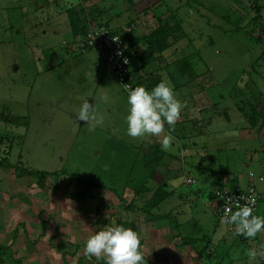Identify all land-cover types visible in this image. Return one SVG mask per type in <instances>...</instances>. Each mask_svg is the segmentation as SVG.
Here are the masks:
<instances>
[{
    "label": "rangeland",
    "instance_id": "obj_1",
    "mask_svg": "<svg viewBox=\"0 0 264 264\" xmlns=\"http://www.w3.org/2000/svg\"><path fill=\"white\" fill-rule=\"evenodd\" d=\"M156 1L149 0L147 7H153ZM253 1L162 0L172 20L161 21L175 31L167 41L168 49L157 55V69L152 66V73L171 77L183 68L186 72V60L195 54L200 69L212 70V77L217 80V84L207 83L205 87L214 94L212 98L218 102L217 110L221 113L228 97H233L231 88H246L247 75L243 76L242 71H248V64L256 63L254 69L264 72V43L257 40L264 24V0L257 1L260 9L254 24ZM73 2L0 0V245L8 247L12 254L3 251L0 264H19L15 260L21 264H76L78 259L80 264H94L84 252L85 242L93 232L108 227L99 223L97 215L103 216L105 224L109 215L125 220L127 205L140 207L155 192L153 189L150 194L140 193L149 184L145 170H151L144 162L141 166L137 159L147 136L140 139L126 134L127 95L106 71L97 52L75 53L69 49L72 39L67 30L71 28L67 27L72 20L65 9ZM82 2L80 12L75 11L77 21L80 14L92 19L106 15L102 20L109 21L108 17L123 4L137 18H143L147 12L136 9L135 4L129 8L128 0ZM210 12L211 24L206 20ZM131 14L121 16L119 22L125 24ZM213 24L214 33L208 29L212 30ZM198 29L200 42L197 37L195 43L201 47L196 50L188 43L194 40V30ZM117 33L127 41L141 36L142 40L144 31L139 21L128 23ZM180 39L187 45L178 47ZM176 46L177 51H172ZM178 58L183 60L176 61ZM204 61L207 66L202 64ZM189 87L196 90L192 84ZM186 91L175 92L177 99L182 100V92ZM220 97H224L222 101ZM85 100L103 121L94 131L88 130V123L77 119ZM215 119L209 130L212 132L205 134L208 142L198 139L196 143L210 148L204 156L197 150L199 155L193 158L184 153V160L171 146L170 154L180 162H199L225 175L227 167L232 168L226 162L229 155V159L232 157L230 140L226 138L232 124L222 115ZM175 168L180 172L179 166ZM22 169L57 175L47 177L40 188L35 177L19 175ZM177 183L185 196L183 204L171 212V228L175 227L176 234L193 240L213 238L208 248H215L210 264H264V256L250 261L247 255L249 248L264 251V245L234 239L206 206L208 198L196 195L195 184L188 186L180 178ZM86 194L95 195L83 199ZM75 195L82 197L77 199ZM160 208L150 215H156ZM154 223L169 222L164 219ZM220 236L226 243L213 246ZM154 242L156 239L146 247L144 258L148 262L142 264L161 263L154 260V253L164 247ZM50 243L62 246L63 250L51 248ZM149 256L152 261L147 259Z\"/></svg>",
    "mask_w": 264,
    "mask_h": 264
},
{
    "label": "crops",
    "instance_id": "obj_2",
    "mask_svg": "<svg viewBox=\"0 0 264 264\" xmlns=\"http://www.w3.org/2000/svg\"><path fill=\"white\" fill-rule=\"evenodd\" d=\"M90 1L92 2V0H84L82 4H88ZM148 1L149 0H145V3H143L144 0H128L129 8L131 5L135 4L136 9L139 7L141 10H147L143 18H137V14H134L133 11H126L127 9H124L126 4L121 6L122 3L119 4L121 7L114 11V15L108 17L111 18L109 21L102 20L106 18V15H104L102 19H92L91 17L85 16V14L84 16L83 14H80L81 19L78 20L76 31L80 29L84 30L85 28L94 26L96 24H104L105 26L110 27L114 32H117L127 26L128 23L133 24L134 22L136 23L140 21L144 31V37L146 35V28L153 24V20H172L170 12L167 7L165 8L163 6L162 0H155L157 4H155L153 7L149 5L150 8L147 7ZM68 7L69 6L66 5V9ZM69 8H73L75 11L80 12L82 9L80 7V0H75V2H73ZM166 9L167 13H164V10ZM210 9L211 6L209 7V10ZM124 13L132 14L126 20V23L122 24L119 21L121 20L120 17L125 15ZM211 14L212 13L210 12L206 18V20L209 21V24H211V21L213 20V16ZM114 22L115 24H113ZM213 26L214 27H212V30L211 28H208L212 33L215 32V25L213 24ZM69 28L70 25L67 27V29ZM194 28L197 29L195 25ZM67 34L70 35V38L73 42L70 43L71 46L69 49L72 52H78V49H76L74 43L79 38V35L73 37L71 29L67 30ZM200 36L201 34L199 29L194 30L193 38H195L193 41H189L188 45L190 44V47L194 45L196 50L199 49L201 44L198 45L196 44L197 42L195 43V41L198 37V41L200 42ZM141 37H134L128 41L125 40L126 38L122 37V39L126 48L132 50V52L140 53L145 49V46L142 45V41L140 39ZM210 42H212V40H210L209 43ZM182 45L186 46L187 43L183 42L182 39L177 41L178 47ZM177 46L171 48L173 49L172 51L176 52L178 49ZM183 50L185 49L183 48ZM157 60L158 58L149 67L140 71V76L142 79H146L148 77L147 75L150 73L158 76L156 73H152V70L150 69L152 66L154 69H157ZM182 60L183 58L176 59V61ZM198 60L199 59H196L195 54H192L190 58L186 60V72H184L185 68H183L179 73L177 72L178 75L176 76L173 75L171 77H158L159 82H161V80L170 82L174 87L175 92L185 91V89L187 90V93L182 92V100L180 101L183 102L184 108L181 110L180 118L177 120L174 129L172 130H170L167 125H165V133L170 131L171 136L174 137L171 147H175L177 154L180 153L184 160L186 155H189L190 158L198 156V151L203 152L204 156L205 152L210 148L198 146L196 143H198V139L208 142V138L205 134L210 135L209 132L212 131L209 130L212 128V123L216 120L215 118H219L222 115L223 119L226 120L228 124H232L230 131L226 133V138L230 140V153H232V157L229 159V155L226 159V162L227 164L231 165L232 168L227 167L225 175H222L219 169L216 170L214 168L204 167L202 163L199 162L194 163L192 161H188L189 163H187L184 162V160H181L182 162H180L177 156L173 157L170 154L169 150L164 151L161 149L159 138L157 137L148 135L146 137L147 140L142 142L140 146L141 150L138 153L139 156H137L141 166L144 157L147 155L151 147H157L162 154L159 163L153 169L150 168L151 170H145V172L147 171L148 175L146 181L149 182V184L147 183L148 185H145L146 192L144 193L150 194L153 189L156 190L157 188L162 187L166 197L156 207V209L162 207V209L160 208L156 215H151L150 217L148 215H143L140 211L134 209L133 211H126L124 214L127 216H132L128 218L125 215L124 217L126 218L124 219L128 222H133L137 227V233L142 240L141 249L143 253L147 251L146 247H148L153 240L155 241V239L156 242L153 244H161V246L164 247V250H155L154 253L157 255H155L154 260L156 262H159L160 260L161 263L159 264H210L209 260L211 259L212 254L215 252V248H212V250L208 249L211 241H213V238L193 240L191 238L182 237L181 235L176 234L175 227L171 228V224L174 222L173 218L171 217V212L177 205L179 206L183 204L182 197L185 196V194L179 191L180 189H178L179 185L177 182L179 178L183 179L184 182L188 179L195 181L194 184L196 195L200 197L204 196L205 198L207 197L208 199L206 206L213 212L212 206L208 205V201L210 200L209 194L212 193L213 190L218 188H232L235 186L245 188L250 182L247 177L249 172L253 173L255 176H264V72L260 71L259 69H257V71L254 69V67H256V63L248 64V71H242L243 76L245 74L247 75V83L245 82L246 88H231L233 97H228V101L225 103V106L221 108L220 113L219 110H217L218 102H215L212 98L215 97L214 94L207 92V87H205L207 86L205 85L207 83H209L208 85L217 84V80L212 77V70L207 69L206 67H204V69H200V63ZM201 61L202 60L200 59V62ZM202 64L207 66L205 61ZM248 73L250 74L249 76ZM191 84L194 89L196 88L197 91L190 89L189 85ZM223 98L224 97H220V101H222ZM175 132L180 134L177 135ZM206 144L208 145V143ZM213 148L217 150L216 147ZM184 153L187 154L184 156ZM172 161H174V164ZM177 166H179L180 172H178V169L175 168ZM155 182H158V185H155ZM212 186H214V188H212ZM257 189L260 192V199L256 210V216L260 215L261 218H264V182L262 184H258ZM189 192H192V189L189 188ZM91 195L95 194H86L83 196V199L89 198ZM75 196L74 198H76ZM138 215H142L144 217H139ZM110 216L111 215H109V218ZM164 219H168V225H155V220L161 221ZM226 232L229 233L227 230ZM161 238L162 242H158V240ZM183 239L189 240V243H184L182 241ZM215 240L216 241H214L213 246H217L220 243H226V240L223 236H220ZM238 240L243 243L251 241L256 245H264V232L259 233L254 239L244 237ZM196 241H199V247H196ZM158 253L161 254L162 257L160 255L158 256ZM147 259L152 261L151 256H149ZM143 261L148 262L145 258Z\"/></svg>",
    "mask_w": 264,
    "mask_h": 264
},
{
    "label": "clouds",
    "instance_id": "obj_3",
    "mask_svg": "<svg viewBox=\"0 0 264 264\" xmlns=\"http://www.w3.org/2000/svg\"><path fill=\"white\" fill-rule=\"evenodd\" d=\"M125 90L128 93L126 134L131 138L140 139L148 135L157 137L161 149L169 150L174 137L170 131L165 133V125L170 130L174 129L184 108L183 102L177 99L174 87L170 82L161 80L151 89L141 85ZM77 119L88 123L89 131H94L103 123L102 119L95 115L94 106L87 100L80 105ZM234 206L237 210L232 211L224 219L228 225L234 226L235 236L254 239L259 233L264 232V218L254 215L251 206H241L237 200ZM140 243V236L135 230L123 225L108 226L88 236L84 252L97 260L103 258L105 264H142L144 253ZM247 255L250 261H254L258 256H264V251L249 248Z\"/></svg>",
    "mask_w": 264,
    "mask_h": 264
},
{
    "label": "trees",
    "instance_id": "obj_4",
    "mask_svg": "<svg viewBox=\"0 0 264 264\" xmlns=\"http://www.w3.org/2000/svg\"><path fill=\"white\" fill-rule=\"evenodd\" d=\"M257 1L254 0L252 3V11L255 13V16L251 19L252 24H254V21H256L257 17L256 14L258 13L260 7L257 6ZM65 12L68 14L70 17V28L72 31L73 37H76L79 35L81 37L84 33L86 28L80 29L76 31V26L78 24V21L76 20V13L73 8H67L65 9ZM107 27V26H106ZM109 28V27H107ZM110 29V28H109ZM112 32H114L112 29H110ZM175 31L173 28H169L166 23L162 22L161 20H153V24L149 25L146 28V35L142 38V45L145 46V49L141 51L140 53L137 52H132V50L125 48L126 54L129 56L130 63L128 65L129 68V78H130V83L133 86V88L137 86L143 85L147 89L153 88L156 84L159 83V76H155L153 74H148L147 78H141L140 76V71L146 69L149 67L157 58L156 56L161 54L163 51L168 49L169 47V42L168 39L170 37V34ZM253 31V30H252ZM117 33V32H114ZM259 36H258V41H262L264 43V24L259 28ZM119 34V33H118ZM122 37V36H121ZM156 55V56H155ZM157 75V74H156ZM161 151L153 146L149 149L147 155L144 157L143 162L145 166H149L150 168H154L160 161L161 159ZM19 175L23 176H30V177H35L37 181V185L42 188L43 183L46 180L47 177H55L57 173L49 174L46 172H34L28 169H22L19 171ZM86 187H89V184H86ZM146 192V189L141 188L140 193ZM212 193L209 194L211 196ZM82 195H76L77 199H81ZM166 197V194L163 192L162 187H159L155 190V192L152 194L151 198L148 201H145V203L137 207L135 205H130L126 206L127 211H133L134 209L137 211H140L143 215H150V212L153 211L159 203ZM83 198V197H82ZM101 208V207H100ZM98 221L102 225H108V226H115V225H123L124 227L131 228L137 232V227L133 222H128L126 220H121V219H113L109 218V222L105 224L103 216L99 213L97 215ZM151 217V215H150ZM113 219V220H112ZM43 233V231H42ZM244 238V237H242ZM237 239V238H236ZM241 239V238H240ZM184 243L188 242L189 240H182ZM140 247L142 246V240L140 239ZM189 243V242H188ZM51 248H54L57 251H62L63 247L62 246H53L52 243L49 244ZM77 249V248H76ZM3 251H7L9 255H12L11 252L9 251L8 247H4L0 245V254ZM89 259L94 263V264H105L104 259L101 258L100 260H97L95 257H89ZM17 263L21 264L18 260H15ZM81 259H78L76 264H80ZM67 264V263H66Z\"/></svg>",
    "mask_w": 264,
    "mask_h": 264
},
{
    "label": "built area",
    "instance_id": "obj_5",
    "mask_svg": "<svg viewBox=\"0 0 264 264\" xmlns=\"http://www.w3.org/2000/svg\"><path fill=\"white\" fill-rule=\"evenodd\" d=\"M74 46L81 53L89 51L97 52L106 71L113 76L126 95L128 93L125 89L133 88L129 78L128 65L130 59L125 52L126 47L120 34L112 32L104 24H96L87 27L85 33L75 41ZM247 177L250 182L245 188L237 186L232 188H218L213 191L208 201V205L213 208L218 224L223 226L229 234L237 239L243 236H235L233 234L234 226L228 225L224 218L230 215L232 211L237 210L234 206L236 200L241 206H251L253 208V214L256 215L260 199V192L257 189V185L264 182V176H255L251 172L247 174ZM185 183L193 185L194 181L188 179ZM241 197L242 199H240Z\"/></svg>",
    "mask_w": 264,
    "mask_h": 264
}]
</instances>
